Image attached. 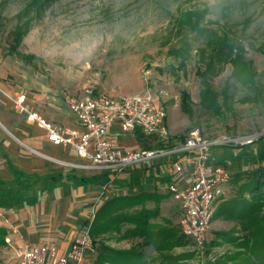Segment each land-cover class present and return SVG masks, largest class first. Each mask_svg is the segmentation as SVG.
<instances>
[{
    "label": "rangeland",
    "instance_id": "1",
    "mask_svg": "<svg viewBox=\"0 0 264 264\" xmlns=\"http://www.w3.org/2000/svg\"><path fill=\"white\" fill-rule=\"evenodd\" d=\"M31 1L0 0V132L7 133L27 152L37 154L7 130L9 124H32L28 119L30 111L22 106L25 96L23 103L18 102L20 93L30 96L32 106L42 111L72 117L66 104L67 96H82L91 91L96 95L117 97L150 89L157 104L165 108L170 134L176 136V140L185 139L193 130L206 138L264 130V56L256 50L264 43V0H56L31 25L18 49L33 58L29 62L21 61L9 51L14 43L12 32ZM196 9L206 10V25L221 34L237 35L242 39L246 58L253 62L259 74L255 86H243L232 76L233 67L227 65L225 71L212 80L213 89L219 95L222 116L207 112L200 105L201 86L196 72L201 64L196 48L201 41L186 27L179 29L176 21L181 12ZM185 42L194 49L192 59L184 69H178L177 60L169 52ZM184 92L190 96L192 115L183 110ZM22 107L26 109L22 111ZM263 140L257 146L263 145ZM151 142L148 148H153L154 142ZM126 147L136 146L131 143ZM6 158L7 154L0 150V179H3L1 164L6 165ZM236 160L241 162L240 158ZM48 163L54 169L49 178L23 175L20 181L14 177L3 179L2 192L10 190L14 196L0 200V225L7 224L9 216L14 214L10 211L21 210L26 201L32 205L46 204L47 212L42 211L46 217L39 219V230L47 222L51 229H44L41 234L47 240L55 239V243L42 244L60 247L71 230V222L74 225L76 222L54 216L60 204L57 191L67 184L64 178L72 175L70 170ZM253 173L241 174L239 182L237 177L233 178L229 183L237 188L229 193L230 197L226 193L216 203L209 231L210 244L204 253L198 254L193 243L184 237L185 245L175 248L171 254L191 255L184 264H210L233 257L237 251L235 246L222 243L220 238L222 245L217 246L212 241L218 240L222 233L232 232L239 238L246 235L242 230L243 215L252 208L250 177ZM158 198L159 201L164 199ZM163 208L175 222L177 235L183 236L178 227V203L165 200ZM258 213L264 215V205ZM129 227L109 231L96 240L92 238L93 248L86 264H95L100 243L116 250L140 247L138 239L127 235Z\"/></svg>",
    "mask_w": 264,
    "mask_h": 264
},
{
    "label": "built area",
    "instance_id": "2",
    "mask_svg": "<svg viewBox=\"0 0 264 264\" xmlns=\"http://www.w3.org/2000/svg\"><path fill=\"white\" fill-rule=\"evenodd\" d=\"M24 96L18 102L23 103ZM66 104L75 118L76 128L65 127L29 113L28 119L46 133L54 146L73 150L80 162H66L46 157L70 171L92 174L121 175L129 169L153 162L166 161L174 175L186 178L184 186L171 184L170 194L179 205V229L193 243L198 254L210 244L209 231L216 203L226 195L232 174L213 163L215 149L244 148L264 138V130L245 135L203 137L198 130L183 140L173 139L165 108L156 102L150 89L128 96H67ZM25 109L22 107V111ZM115 129L153 141L152 149L125 151L112 136ZM96 213L93 214V221ZM90 227L75 238L68 254L37 244H24L18 249L17 264H84L93 248Z\"/></svg>",
    "mask_w": 264,
    "mask_h": 264
},
{
    "label": "crops",
    "instance_id": "3",
    "mask_svg": "<svg viewBox=\"0 0 264 264\" xmlns=\"http://www.w3.org/2000/svg\"><path fill=\"white\" fill-rule=\"evenodd\" d=\"M22 96H25V104L22 106H27L26 108L30 111L29 113H35L52 123H60V125L65 127L76 128V122L73 116H59L50 110H47L46 112L42 111L38 106H32L29 100L30 96L27 97L24 93L18 95L19 98ZM21 121L23 123L25 122L24 120ZM31 123V125L25 123L15 126L9 124L7 130L12 132L21 144L28 146L31 150L36 151L37 154L27 152L24 147L10 139L7 133L4 131L0 132V150H3L7 154V158L5 159L6 165L1 164V177L3 179L14 177L20 181L23 175H35L42 179L49 178V176L53 174L54 169L49 165V160L39 154L50 156L57 160L60 158L61 161L66 162L75 163L81 161L73 150L64 149L51 144L46 138L45 131L39 128L36 123ZM112 136L116 138L120 147L125 151L152 149L148 148V145L152 143L148 138H141L134 134H122L118 129L113 131ZM172 138L177 139L176 136H172ZM259 142L252 145L253 147L250 149H247L250 146L244 148L215 149L211 154V160L213 163L220 164L229 170L232 174V179L237 177V175L249 174L256 171L260 166L264 167V144L257 146ZM131 143L136 147L130 149L126 147V145H131ZM154 147L155 144L153 145V148ZM60 151L63 154L62 156H60ZM55 156L58 158H54ZM235 157L237 159L240 158L241 162H237ZM50 163L54 164L52 162ZM166 164L167 160L153 162L144 166L142 165L137 168L129 169L118 176L114 174H92L81 171H69L72 176L65 177L64 179L67 184L63 186L64 188H60L57 191L60 193V208L58 207V209L55 210L54 215L71 219L76 222L74 225L70 221L72 225L70 228L71 230L63 241L64 244L60 247L50 244H42L44 242L55 243V239L47 240L41 234L44 229H51L47 222L44 223V227L39 230L41 228L39 219L43 216L46 217V215H42V211L47 212V206L42 203L32 205L29 201H26L25 206L21 210L10 211L14 214L9 216L7 224L0 225V229L5 231V234L3 235V243H0V252L2 253V256L0 257L2 261L1 264H17L18 249L27 243L47 246L51 249L57 250L61 255L68 254L73 240L83 236L88 227L92 224L93 214H97L99 208H101L107 201L113 200L117 197H133L140 194L153 196L152 199L145 202V205H138L134 207V210L153 211L155 209H160V215L150 222L155 225L166 226V222L169 221L170 225L175 227V222L167 216L166 211L163 208V203H165V200L175 201L168 188L171 184L184 186L186 178L171 173L170 166H167ZM5 166L7 167L5 168ZM3 179H0V200L6 198L9 199L14 196L13 192L10 190L2 192L1 189L5 184V180ZM230 183L225 190V193H228L229 195L228 197L231 195L229 193L234 192V189L237 188ZM158 197H163L164 199L159 201L157 200L159 199ZM223 206H225V204ZM220 207L218 206L219 209ZM172 221L174 225L172 224ZM135 239L139 240L137 241L138 243L142 242V239L139 237H136ZM142 248L143 250H140L147 254V260H152L153 262L154 259H157L158 254L152 248ZM86 263L87 260L84 264Z\"/></svg>",
    "mask_w": 264,
    "mask_h": 264
},
{
    "label": "trees",
    "instance_id": "4",
    "mask_svg": "<svg viewBox=\"0 0 264 264\" xmlns=\"http://www.w3.org/2000/svg\"><path fill=\"white\" fill-rule=\"evenodd\" d=\"M56 0H32L27 9L23 12L15 31L14 43L10 46L9 53L15 55L21 61L33 58L23 55L18 51L24 36L31 25L40 19L47 7ZM206 10H187L180 13L177 18L179 29L185 28L196 34V39L201 41V45L196 48L198 60L201 66L197 69L196 75L200 80V105L203 110L211 112L216 116H222V108L219 103V95L213 89L212 80L220 76L227 65L233 67V77L243 86H255L259 76L252 61L246 58V50L242 39L237 35L219 33L218 30L206 25ZM2 24L0 23V26ZM192 46L185 42L179 48H172L170 55L174 57L179 66L184 69L192 59ZM256 50L264 56V43ZM27 61V63H28ZM183 110L188 115H192V108L189 104L190 96L183 93ZM242 176L237 175V182ZM250 186L252 188L251 210L244 216L242 230L246 233L243 238L232 235V232L218 235V240L212 241L217 246L222 243L232 244L237 248L233 257L227 256L210 264H264V215L258 213V209L264 205V167H259L254 171ZM153 196L140 194L129 197L122 196L107 201L99 208L94 221L90 227V234L96 240L99 236L109 231H119L122 227L129 225L126 230L127 235L142 239L140 247H150L157 254V259L147 260V254L141 251L139 246H133L128 250H116L110 246L100 243L99 254L95 264H184L183 261L190 259L191 255L171 254L175 248L185 245L184 236H178L170 222L166 226L152 224L150 221L160 215L159 209L154 211L138 210L132 211L138 205H145L147 200ZM243 209L246 210L245 204ZM256 207V208H255ZM169 222V223H168ZM238 233V232H235ZM5 231L0 229V243H3ZM95 245L96 241H94Z\"/></svg>",
    "mask_w": 264,
    "mask_h": 264
}]
</instances>
